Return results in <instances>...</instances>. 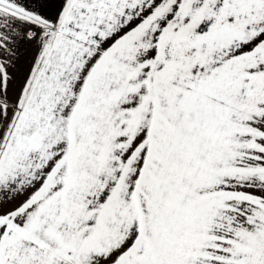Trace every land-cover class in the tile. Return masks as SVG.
Masks as SVG:
<instances>
[{"label": "snow or ice", "instance_id": "6c2138e0", "mask_svg": "<svg viewBox=\"0 0 264 264\" xmlns=\"http://www.w3.org/2000/svg\"><path fill=\"white\" fill-rule=\"evenodd\" d=\"M0 264H264V0H0Z\"/></svg>", "mask_w": 264, "mask_h": 264}]
</instances>
